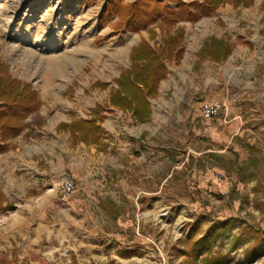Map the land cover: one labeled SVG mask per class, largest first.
Here are the masks:
<instances>
[{
    "label": "rangeland",
    "instance_id": "obj_1",
    "mask_svg": "<svg viewBox=\"0 0 264 264\" xmlns=\"http://www.w3.org/2000/svg\"><path fill=\"white\" fill-rule=\"evenodd\" d=\"M109 1L0 0V63L41 100L17 136L4 142L0 132L8 145L0 152V237L30 232L1 238L0 264H184L191 231L197 239L220 227L213 249L223 264H264V252L244 258L251 229L264 236V172L255 191L258 178L241 182L206 157L244 159L256 145L264 171V1L227 2L196 22L159 20L120 33L118 15L102 17ZM126 35L134 40L122 52ZM214 38L231 44L227 57L206 51ZM142 41L166 64L144 120L111 102L118 80L143 67L133 58ZM64 52L79 62L63 78L36 72ZM215 104L220 111L207 117ZM97 106L102 146L60 128L96 118Z\"/></svg>",
    "mask_w": 264,
    "mask_h": 264
},
{
    "label": "trees",
    "instance_id": "obj_2",
    "mask_svg": "<svg viewBox=\"0 0 264 264\" xmlns=\"http://www.w3.org/2000/svg\"><path fill=\"white\" fill-rule=\"evenodd\" d=\"M255 0H168V2L178 3L176 9L168 7L163 1L142 0L138 5L123 3L122 0H110L102 17L110 20L114 15H118V21L113 25L116 33L122 32L125 28L138 32L147 29L148 26L161 20L162 26L173 27L179 22H196L203 16H209L227 2L235 5L250 6ZM264 1V0H263ZM176 36L180 41L184 38V28L176 30ZM175 37L170 35L168 43L173 45ZM232 50L231 44L223 39L214 38L212 43L208 44L206 51L212 53L216 60L227 57ZM134 60H142L145 63L143 67L135 72H130L124 78L118 80L119 89L113 90L111 95L112 104L122 109L130 110L140 119L144 120L150 115L149 97L157 94L158 82L164 76L166 64L162 60L161 54L153 50L147 41H142L139 46L134 47ZM105 86V85H104ZM41 100L38 93L29 83H24L14 78L8 71L5 64L0 63V132L4 142L14 138L26 127L25 120L34 111L40 108ZM100 106L94 110L96 118L88 121L85 119H76L71 123H62L60 128H69L76 139L87 143H93L102 146V127L98 120L102 121L104 117L100 114ZM8 145L0 144V152L6 151ZM261 151L256 145H249L247 155L241 159L238 155L235 158H228L216 152L206 154L210 163L228 174H237L241 182L248 183L258 178V184L255 191H259L263 182L259 176L264 172L262 170ZM114 210V204H112ZM225 231L220 227L212 234L203 235L197 239L194 238V232L191 231V242L188 247V259L184 264H195L203 255V264H223L225 255L220 251L213 249V244L220 234ZM250 238L252 241L247 243L244 249L245 261L250 262L256 256L264 252V236L251 229ZM234 240V247L236 241ZM222 244V242H221Z\"/></svg>",
    "mask_w": 264,
    "mask_h": 264
},
{
    "label": "bare ground",
    "instance_id": "obj_3",
    "mask_svg": "<svg viewBox=\"0 0 264 264\" xmlns=\"http://www.w3.org/2000/svg\"><path fill=\"white\" fill-rule=\"evenodd\" d=\"M48 40V39H47ZM134 39L131 38L130 35H126L124 37V41L121 43V51L123 52L124 50H126V48L128 47L129 44H132ZM58 43V42H57ZM56 44V43H53ZM48 46H50L51 44H47ZM87 54L89 53L90 56V49L86 51ZM30 62L33 61L32 57L29 60ZM45 64L46 66L44 68H42L39 71H36L38 73H40L41 71H46L48 74L55 76V77H59L63 78V76H65L67 70L69 67H77L78 66V60L73 58L72 56H68L66 54V52H64V54L61 57H54V56H49L45 59ZM35 72V71H34ZM49 84H45V88H48Z\"/></svg>",
    "mask_w": 264,
    "mask_h": 264
},
{
    "label": "built area",
    "instance_id": "obj_4",
    "mask_svg": "<svg viewBox=\"0 0 264 264\" xmlns=\"http://www.w3.org/2000/svg\"><path fill=\"white\" fill-rule=\"evenodd\" d=\"M221 106L218 104L206 107L203 111V113L207 116V117H212L213 115L217 114L220 111ZM74 188V183L73 180L67 181L66 185H65V192L66 193H71L73 191Z\"/></svg>",
    "mask_w": 264,
    "mask_h": 264
},
{
    "label": "crops",
    "instance_id": "obj_5",
    "mask_svg": "<svg viewBox=\"0 0 264 264\" xmlns=\"http://www.w3.org/2000/svg\"><path fill=\"white\" fill-rule=\"evenodd\" d=\"M19 231L20 230H17V232H14V231L10 232L9 231L8 233L7 232L4 233L3 236L0 237V244H1V238H2V240L9 241L11 236L27 238L30 235V232L29 231H25V229L22 230V233L19 232ZM0 247H2V246H0Z\"/></svg>",
    "mask_w": 264,
    "mask_h": 264
}]
</instances>
